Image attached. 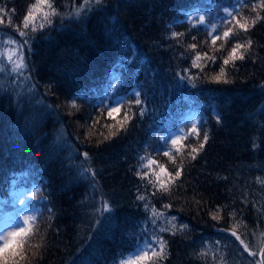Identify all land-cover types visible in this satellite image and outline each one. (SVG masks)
<instances>
[{
    "label": "trees",
    "instance_id": "trees-1",
    "mask_svg": "<svg viewBox=\"0 0 264 264\" xmlns=\"http://www.w3.org/2000/svg\"><path fill=\"white\" fill-rule=\"evenodd\" d=\"M35 2L0 0V40L23 45L27 66L21 85L0 88V221L25 210L22 227L31 229L19 249L23 259L14 257L18 264H110L159 236L167 242L165 262L187 264L197 256L186 248L194 258L180 257L178 237L233 231L225 218L212 220L214 210L250 226L252 246L264 241L253 213L238 205L242 197L243 204L256 199L264 207V192L256 194L264 188V9L252 10L259 0H50L57 13L51 24L40 28L42 16L33 10L37 19L25 29ZM227 28L234 35L213 45ZM236 43L244 44L237 53L243 59L224 65ZM64 103L79 107L76 116L88 131L66 128ZM116 104L120 112L109 117ZM181 130L184 140L172 153L181 175L149 196L159 208L169 205L177 225L189 218L197 226L186 224L171 236L159 231L160 222L149 230L146 207L139 199L132 207L129 193L142 162L162 166L155 158ZM228 181L241 194L230 192L235 186ZM24 191L25 209H15L12 201ZM223 197H231L227 207ZM123 198L130 208L121 206ZM258 220L264 224V217ZM82 246L87 251L80 253Z\"/></svg>",
    "mask_w": 264,
    "mask_h": 264
},
{
    "label": "rangeland",
    "instance_id": "rangeland-1",
    "mask_svg": "<svg viewBox=\"0 0 264 264\" xmlns=\"http://www.w3.org/2000/svg\"><path fill=\"white\" fill-rule=\"evenodd\" d=\"M10 41H13V40H4V41L0 40V73L5 72L4 80H0V88H2V86H5L8 83L15 85V86H18V85H21V82L24 80L23 73L12 72V68L14 66L13 61H18V55L12 56V50L14 48H17L18 46H21V45H18L16 42H15V44L9 43ZM24 52L25 51H24V46H23V53ZM9 56H12L11 61L8 59ZM1 70H3V71H1ZM73 105H74L73 103L72 104H69V103L63 104L64 110H65L67 116L69 117V120L71 123L75 122L76 115H77V113H79V110H80L79 107H77L76 105H75V107H73ZM115 114L116 113H113V116ZM78 120L80 122L76 124V126H77L76 130H78L79 133H80V131H82L83 127H84L83 128L84 132H86L90 129L88 127H85V125L83 126V124H84L83 118H81V120L78 118ZM175 139L178 140V137ZM178 144L179 143L173 145L172 141H171V143L169 145L170 147L168 146V148H166L165 150L162 151V153H161L162 158H160V157L155 158V160H161V162H163L162 166L157 167L156 162L153 159H150L147 162H142L141 166L138 169V173H137L138 174L137 175V178H138L137 184L129 193L130 198L133 195V198H131V201H132L131 204L133 205L132 207H134V203H135L138 196L144 197V199L141 201L143 203V206L146 207V205H147V207L145 208V215L144 216L148 218L149 230H151L153 226H156L160 222V224H161L160 227L168 228L169 230L167 232L171 236L174 235L175 232H177V229H173V230L171 229V225L168 224V218H170L174 215H170L169 213H167L166 209L162 206H160V208L157 207L158 204H156L157 206H155L154 204H151V202L149 200V196H151V195L154 196L157 193L162 192V190H161L162 188H166V187L171 186L173 184L172 182L175 181L176 176H175V171L173 170L174 169L173 168L174 161L172 159L173 156H171V154L174 151L173 149L175 147H177ZM161 169H163V171H161ZM171 180H172V182H170ZM233 184L235 187H232V188H235V190H238L239 185L237 186V184H235L234 182L228 181L226 183V185H229L230 187ZM242 199H243L242 197L240 199H238V205L243 204L241 201ZM13 204H14L15 208L20 206V207L25 209V207H24L25 200L23 199V195L19 199L16 198L13 201ZM120 204H122L121 206H128L126 201H125V198L122 199ZM127 208H130V207L128 206ZM215 208L218 209V206H215ZM153 209L155 210V213H163L164 214L163 218H158L156 215H154ZM212 216L213 217L217 216L216 218H218L217 220L212 218V220H214L216 223L220 222L221 217H218V211L217 210L212 211ZM25 217H26L25 216V210H22V212L18 218H15L13 216L4 218L0 222V234L6 235L8 231L15 230L16 227L22 226ZM175 223H176V221H175ZM141 224L142 225L145 224V218L142 219ZM140 225H138L139 228H140ZM252 235H253L252 231H250V229L245 228V229H242L240 236H241V239L244 238L243 240L245 241V243L246 242L251 243V242H253ZM161 236L163 237L164 235H161ZM181 236L183 237V235H181ZM159 238H160V236H159ZM152 240H150V242ZM197 240H198V242H201V243L204 242V239L202 237H197ZM220 240H221L220 237H217V236H214L210 239V241L216 242V243H217V241H220ZM141 248H146V245L143 242L139 243L133 252H131L130 254L118 256L110 264H125V262H130L132 259H134L135 254ZM198 248H199V246H197L196 248H192V249L198 251ZM165 256L166 255H164L162 259L158 258V257H153L152 261H146L145 264H168L164 260ZM197 260L199 261V259H197ZM250 260H252V262ZM250 260H248V262L250 264H264V260L262 262H260V261H258L257 257H255V256H250ZM205 261L206 262L208 261L210 264L209 260L205 259ZM175 262H177L176 264H179L178 259H176ZM199 262L202 263V261H199ZM238 262H240L242 264L244 262L243 257H240L238 259ZM183 264H186V263H183Z\"/></svg>",
    "mask_w": 264,
    "mask_h": 264
},
{
    "label": "snow or ice",
    "instance_id": "snow-or-ice-1",
    "mask_svg": "<svg viewBox=\"0 0 264 264\" xmlns=\"http://www.w3.org/2000/svg\"><path fill=\"white\" fill-rule=\"evenodd\" d=\"M85 2L87 3V0H85ZM96 4H100L101 0H95ZM47 6L48 9H51V11H42L43 6ZM257 8H261L264 9V0H259V2L257 4H253L252 5V10L256 11ZM33 10L36 13H40L42 16V20L43 22L39 24L40 28H43L45 26V23L47 24H51V19L50 17L53 15H56V11L55 9L52 7V3L50 2V0H36L35 4L32 6V8L29 9V12L27 15L24 16V28L27 29L29 27V24L36 21L37 17L36 15L33 14ZM76 15H79V12L77 11ZM228 16H231L233 19H235V16L233 15V13L228 12L227 13ZM261 17L259 16V14H257L256 16V20H259ZM201 22H203V17L200 18ZM253 23H255V21H253ZM241 28L244 29V31H247L248 29L244 26V25H240ZM33 32H35L37 30V27L35 26V24H33L32 29ZM19 35L21 37H25L27 35L26 32L24 31H20ZM231 35H234L233 33V29L232 28H227L225 31H223L222 36L217 33L213 38L211 43L213 45L216 44L217 40H220L222 38H229ZM9 43H13L15 44V41H10ZM30 42L28 40H24V44H29ZM250 43V41L248 42ZM242 47H244V44L242 43H236L234 45V47H232L231 51L229 52L227 58H225L223 60V64L224 65H228L230 61H235L237 59H243L242 55H237L238 50L241 49ZM18 55V61H13V68H12V72L14 73H23L24 69L27 67L26 64L24 63V56H23V46H18L17 48H14L12 50V56H16ZM12 56H9L8 59L11 61L12 60ZM200 56L196 57V60H200ZM193 66L196 67V63L195 61H193ZM224 68L222 67L220 69V73L217 76H214L212 79L216 82H220L221 78L224 76ZM181 80L184 79V76L181 75L180 76ZM188 79H192L191 76L188 77ZM227 82V81H225ZM117 83H119V81H117ZM112 87L114 88L115 86L112 85ZM137 99L135 100V103L137 105H140L142 103V101L139 99L140 93L137 92L136 93ZM73 107H75V105H73ZM120 112V108L118 107H112L111 110L108 111V116L112 117L113 113H119ZM141 114H143L144 109L141 108L140 109ZM129 119V117L126 115L125 116V122ZM121 126H123V123L121 124ZM193 132H197V128L195 125H193L192 128ZM199 134V133H197ZM111 135H115V133H111ZM203 139L204 141H207L208 139V134L205 132L203 135ZM179 143L178 140L173 139L172 140V144L175 145ZM204 144L200 143L199 148L203 149ZM193 152H196L197 149L193 148L192 149ZM85 157L87 156V153L83 154ZM193 159H195V156L192 157ZM85 171H87V169H85ZM161 171H163V169H161ZM181 175V172L179 170L175 171V176L179 177ZM137 199L139 200H143L144 197L143 196H138ZM147 207V205H146ZM169 205H165V208H168ZM111 209L109 207V205L107 203H105L103 205V211L104 212H109ZM154 215H156L158 218H163L164 214L163 213H155V210L153 209ZM214 219L216 217H213ZM176 221V217L172 216L170 218H168V224L171 225L172 229H177V230H182L184 228L187 227V225H177L175 223ZM28 220L25 219L24 220V224L27 225ZM168 228L165 227H160L159 231L165 232L168 231ZM219 231H224V229H219ZM31 232L30 228L27 227H22V226H18L15 228V230H11L8 231L6 235L4 234H0V264H18V262L14 259V257L16 256H20L21 259H23V256L21 255L19 249H22L23 247V243H24V238L28 237L29 234ZM232 236H235L236 239L240 242L241 246L243 247L244 251L248 253L249 256H255L256 252L252 251L249 247V245L247 243H245V241L243 239H241V237L239 235H237V233L235 231L231 232ZM167 247V242L159 237H154L153 240L150 243H147L146 248H141L134 256V259H132L130 262H125V264H145L146 261H152L153 257H158V258H163V256L165 255V250ZM262 252H264V249H261ZM35 254V253H34Z\"/></svg>",
    "mask_w": 264,
    "mask_h": 264
},
{
    "label": "bare ground",
    "instance_id": "bare-ground-1",
    "mask_svg": "<svg viewBox=\"0 0 264 264\" xmlns=\"http://www.w3.org/2000/svg\"><path fill=\"white\" fill-rule=\"evenodd\" d=\"M108 113V112H107ZM79 117L76 116V120L74 123H68V126H66L67 129H69L70 132L76 133L78 130H76V124L79 123L80 121L78 120ZM80 119V118H79ZM83 130V129H82ZM46 135V134H45ZM43 135V136H45ZM39 136L34 135L31 136L32 140L37 139ZM71 140V137H70ZM184 140V139H182ZM180 140L179 143L182 141ZM72 141V140H71ZM55 142H57L58 145L62 147H66V144L61 140V139H55ZM166 149V148H165ZM175 149V148H174ZM173 149V150H174ZM173 153V152H172ZM172 156V154H171ZM233 190V194L239 195L241 194V191H236L234 189H231L230 191ZM248 190V189H247ZM246 190V191H247ZM254 191V190H253ZM264 192V188H260L256 191V194L262 195ZM255 194V191H254ZM231 201V197L225 198L223 197V202L222 205L227 207L229 205V202ZM239 208L246 212L247 214H252L253 213V222L254 226L258 232L261 234L264 233V224L261 223L258 219L259 217H264V207L261 202H258L256 199H252L251 201H247V203L242 204ZM237 211V210H236ZM235 211V212H236ZM219 217L225 218L224 222L222 224H225L226 226H229L231 231L237 232V235H241L242 229H250V226L247 225H240L238 222H231L228 219V216L225 214H220ZM188 225L190 227H197L196 224H194L193 220L187 219L186 223H182V225ZM225 227V226H224ZM197 230V229H196ZM221 239V242H212L210 239L214 237L211 232L205 231V232H200L197 230V232L192 233H187V235L183 237H178V243L176 244L178 247V251L180 252V257L184 256L186 259L188 258H194L188 251L187 254L184 252L187 249L191 248H196L197 247V237H202L204 239V242L201 244V249L193 252L199 261H202L203 264H209V262L205 261V259L210 261V264H241L238 262V259L240 257H243V263L245 264H250L248 260H250V256L248 255L247 252L244 251L243 247L241 246L240 242L236 239L235 236H232L230 231H223L218 235ZM224 243V244H223ZM250 247V249L254 252H256L255 257H257L258 261L262 262L264 258V252L261 251V249H264V241H258V244L252 246V244L249 242L247 243ZM76 247L78 245H75ZM87 248V247H86ZM85 247H81L80 253L81 252H86L87 249ZM189 253V255H188ZM212 256H214V260L212 261ZM188 261V260H186ZM252 262V260H250ZM242 263V264H243ZM187 264H196L195 259H190Z\"/></svg>",
    "mask_w": 264,
    "mask_h": 264
}]
</instances>
